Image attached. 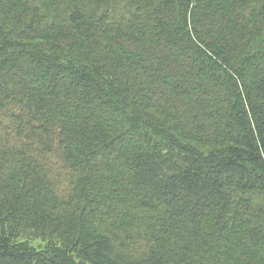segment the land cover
<instances>
[{"label": "trees", "instance_id": "1", "mask_svg": "<svg viewBox=\"0 0 264 264\" xmlns=\"http://www.w3.org/2000/svg\"><path fill=\"white\" fill-rule=\"evenodd\" d=\"M0 264H264V0H0Z\"/></svg>", "mask_w": 264, "mask_h": 264}]
</instances>
